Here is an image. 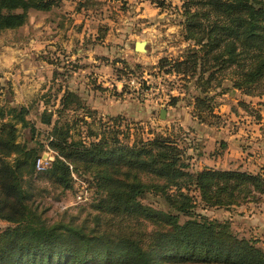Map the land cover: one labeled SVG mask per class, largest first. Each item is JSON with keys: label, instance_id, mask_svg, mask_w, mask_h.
<instances>
[{"label": "trees", "instance_id": "16d2710c", "mask_svg": "<svg viewBox=\"0 0 264 264\" xmlns=\"http://www.w3.org/2000/svg\"><path fill=\"white\" fill-rule=\"evenodd\" d=\"M91 1L79 0L78 8H89ZM151 1L167 4V0ZM181 1V32L192 45L180 58H161L160 65L169 64L166 71L192 81V87L180 90L183 97L171 94L169 104L190 96L186 103L200 122L218 123L214 121L221 118L215 111L218 93L231 86L248 95H264V0ZM61 2L0 0V29L24 24L31 8L51 10ZM81 98L66 89L61 109L85 108ZM29 112L26 104L0 103V220L8 222L0 225V264H157L167 259L264 264V248L258 240L240 235L230 222L193 215L181 221L178 213L142 200L149 191L160 192L186 212L197 199L222 207L260 200L264 171L195 169L173 129L149 131L125 142L121 126H128L126 118L108 115L104 119L95 109L86 115L99 120V131H93L84 119L88 125L84 130L89 131L77 137L69 121L54 120L55 110L46 107L40 119L52 124L48 144L40 139L38 147L31 146L20 135L21 127L36 129ZM48 147L55 158L43 171L50 172L56 183L71 187L82 163L103 192L81 222L72 216L49 223L39 210L33 175L43 172L36 169V160ZM81 189L89 190L87 185ZM149 220L162 226L151 227Z\"/></svg>", "mask_w": 264, "mask_h": 264}, {"label": "rangeland", "instance_id": "374dc122", "mask_svg": "<svg viewBox=\"0 0 264 264\" xmlns=\"http://www.w3.org/2000/svg\"><path fill=\"white\" fill-rule=\"evenodd\" d=\"M101 1L105 3L91 1L89 8L85 5L78 8L79 0H62L59 6L51 10L31 8L24 24L0 29V103L8 101L29 106L28 118L33 121L36 129L31 126L21 127L20 135L31 146L38 147L40 139L48 144L52 124L40 119L46 107L55 110L54 120L59 118L61 123L69 121L77 137L79 132L89 131L84 130L88 126L83 122L84 119L91 123L93 131H99V120L94 122L86 115V112L95 109L98 116L104 119L111 115L105 112L109 110L118 111L116 115L126 118L128 126H121L126 133L122 134L125 142L127 137L138 139L147 136L149 131L173 129V134L179 135L189 154L192 151L188 139L190 131L182 128L177 119L178 115L183 114V107L174 109L169 102L170 94L190 89L192 81L189 83L187 79L167 72L169 64L160 65L161 58H180L192 45L181 32L182 1L167 0L165 6H159L151 0ZM142 39L147 41L146 50H136L135 42ZM9 65L13 72L26 71L28 77L22 73L21 76L13 77L9 73L11 70H7ZM18 82L21 85L16 90L15 84ZM227 83L225 81V85ZM68 88L81 95L85 108L80 107L76 111L61 109V98ZM231 88L224 92L228 93L226 96L222 92L218 93L216 100L226 98L230 104L239 103L243 117L240 124L245 130L250 129L247 126V120L250 119L248 115L254 114V107L264 101L258 97H244L246 93ZM17 97L21 101L24 99V103L18 102ZM187 99L190 96L183 103ZM242 99L247 101L248 107L240 104ZM162 108L167 109L165 118L160 115ZM60 109L61 116L58 114ZM168 110L171 111L170 115ZM214 121L219 123L220 118ZM77 167L79 172L76 171L78 175L75 174L71 187L56 183L48 171L35 172L33 175L36 201L39 202L43 218L49 223L62 219L67 221L72 216L81 222L88 210L94 209L93 206L103 196V192L96 187L91 170L86 169L82 163H78ZM83 185L89 188V198L77 202L76 194ZM142 200L178 213L181 221L192 215L226 220L234 231L246 237H254L264 248L261 237L253 233L252 229L244 231L241 224L243 213L236 206H209L197 199L190 212H186L172 205L165 194L153 191H149ZM6 224L7 221L0 220L1 226ZM148 224L151 227L162 226L152 220ZM157 264L193 263L167 259Z\"/></svg>", "mask_w": 264, "mask_h": 264}, {"label": "crops", "instance_id": "0c3cea01", "mask_svg": "<svg viewBox=\"0 0 264 264\" xmlns=\"http://www.w3.org/2000/svg\"><path fill=\"white\" fill-rule=\"evenodd\" d=\"M4 66H2V69ZM11 69L12 67L9 65L7 70L10 71ZM9 73L13 77H17L16 75L21 76V73L25 76L28 75L26 71L21 70H19V73L18 70H15V72L11 70ZM20 85L21 83L19 82L15 84L16 90ZM227 94L224 93V96ZM172 95L183 97L184 94L178 91V93ZM243 95L249 98L258 97L264 101V95ZM16 99L18 102L24 103V99L22 101L18 97ZM183 101L185 100L181 98L176 105H171V107L174 109L178 106L183 107V114L178 115L177 119H179V124L182 128L190 131L188 139L192 151L189 154L192 157V165L195 169L216 167L264 171V102H259L258 106L254 107V114L248 115L250 119L247 120L249 124L247 126L250 129L245 130L240 124V119H243V117L240 113L239 103L235 104V102H232L230 104L231 102L226 101V98H221L215 109L221 115L220 122L213 124L200 122L193 115L192 106L185 102L183 103ZM240 104L245 107L249 106L247 101L243 99ZM101 108L104 110V107ZM105 112L116 115L118 111L109 110ZM168 114H171L170 110H168ZM185 138L187 139V137ZM233 206H236L243 213L241 224L242 228L245 229L244 231L252 229L253 233L261 237L260 241L264 245V195L259 201H250L246 204Z\"/></svg>", "mask_w": 264, "mask_h": 264}, {"label": "built area", "instance_id": "2783aa9c", "mask_svg": "<svg viewBox=\"0 0 264 264\" xmlns=\"http://www.w3.org/2000/svg\"><path fill=\"white\" fill-rule=\"evenodd\" d=\"M55 158V152L52 148L48 147L42 155L36 160V169L43 171L50 167L52 160ZM77 202L85 201L89 198V191L87 189H80L76 194Z\"/></svg>", "mask_w": 264, "mask_h": 264}, {"label": "water", "instance_id": "95a60500", "mask_svg": "<svg viewBox=\"0 0 264 264\" xmlns=\"http://www.w3.org/2000/svg\"><path fill=\"white\" fill-rule=\"evenodd\" d=\"M146 44H147V41L145 39L137 40L135 42L134 47H135L136 50H146ZM166 114H167V109L166 108H162L161 111H160L161 117L165 118Z\"/></svg>", "mask_w": 264, "mask_h": 264}]
</instances>
